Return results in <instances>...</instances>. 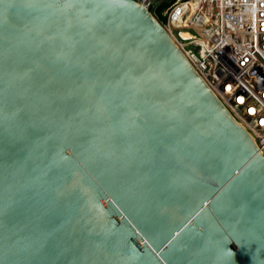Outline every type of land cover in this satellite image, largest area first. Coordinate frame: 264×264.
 I'll use <instances>...</instances> for the list:
<instances>
[{
	"label": "water",
	"instance_id": "water-1",
	"mask_svg": "<svg viewBox=\"0 0 264 264\" xmlns=\"http://www.w3.org/2000/svg\"><path fill=\"white\" fill-rule=\"evenodd\" d=\"M0 264H264V157L136 0H0Z\"/></svg>",
	"mask_w": 264,
	"mask_h": 264
},
{
	"label": "built area",
	"instance_id": "built-area-1",
	"mask_svg": "<svg viewBox=\"0 0 264 264\" xmlns=\"http://www.w3.org/2000/svg\"><path fill=\"white\" fill-rule=\"evenodd\" d=\"M136 1L162 22L264 157V0Z\"/></svg>",
	"mask_w": 264,
	"mask_h": 264
},
{
	"label": "trees",
	"instance_id": "trees-1",
	"mask_svg": "<svg viewBox=\"0 0 264 264\" xmlns=\"http://www.w3.org/2000/svg\"><path fill=\"white\" fill-rule=\"evenodd\" d=\"M163 4H164V3H163ZM161 6H162V4H161V5H158V6H157V9H160ZM158 18L161 19V17H159V16H158Z\"/></svg>",
	"mask_w": 264,
	"mask_h": 264
}]
</instances>
